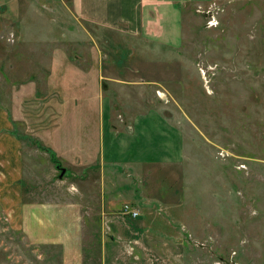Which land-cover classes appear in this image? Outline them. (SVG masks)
<instances>
[{"label": "rangeland", "instance_id": "obj_1", "mask_svg": "<svg viewBox=\"0 0 264 264\" xmlns=\"http://www.w3.org/2000/svg\"><path fill=\"white\" fill-rule=\"evenodd\" d=\"M181 6L178 42L122 36L101 46L107 66L118 63L119 73L139 81L107 80L115 118L159 110L183 131L182 163L135 171L125 161L136 156L139 146L132 144L114 153L117 163L106 168L102 187L97 170L59 161L55 144L70 128L81 136L82 123L71 114L61 121L49 116L48 97H26L25 110L37 119L15 123L28 159L20 191L2 184L0 161V264H264V0ZM11 11L0 8V103L8 108L16 87L29 80L23 73L29 67H21L31 60L21 52L54 44L46 23L36 35L41 40L19 44L11 23L1 20ZM53 27L56 39L68 43ZM68 44V63H81L82 43ZM41 54L49 72L54 59ZM43 130L44 137L36 135ZM44 144L58 163L52 151L34 155Z\"/></svg>", "mask_w": 264, "mask_h": 264}, {"label": "crops", "instance_id": "obj_2", "mask_svg": "<svg viewBox=\"0 0 264 264\" xmlns=\"http://www.w3.org/2000/svg\"><path fill=\"white\" fill-rule=\"evenodd\" d=\"M188 1L201 0H1L0 8L12 10L3 13L1 20L11 23L20 38L19 44L30 43L31 36H34L32 41L41 40L36 35L42 36L41 25L44 23L51 27L46 35L54 39L50 51L43 52L36 47L21 52L27 53L26 58L31 60L21 67L22 70L29 67L23 72L29 80L16 87V97L13 96L10 108L4 104V99L0 103L2 184L17 186L20 191L21 179L25 177V162L28 160L23 141L25 134L15 133V123L29 120L28 117L32 122L37 119V115L25 110L26 97H48L52 104L47 111L49 116L61 121L63 114H71L76 122L82 123L81 136L73 134L72 128L66 135L61 133L64 141L56 143L55 147L62 156H56L62 164L63 160L72 163L75 169L97 170L102 187L106 168L112 169L117 163L114 153L131 150L132 144L139 147L132 149L135 157L125 160L130 169L142 171L150 170L153 165L179 166L184 158L183 131L159 110L149 108L130 121L113 115L112 101L105 88L107 80L114 85L121 82L137 84L139 81H131L124 73H119L118 63L107 66L105 46L101 45L108 39L117 41L122 36L133 41L142 38L178 42L184 17L181 4ZM53 26L58 31L63 30L62 39L67 38L68 43H82L83 54H76L81 63H68L70 44H62L56 39ZM41 53H51L54 59L52 66L48 64L49 72L44 69L47 64ZM88 59L96 64L89 63ZM43 73H49L48 80L40 89L39 80ZM86 122L92 123L91 128L88 123L84 124ZM43 131L36 135L44 137L46 132ZM127 136H130L128 141ZM45 145L48 144H44L45 151L34 149V155L46 157L52 150ZM91 175L87 174L86 178Z\"/></svg>", "mask_w": 264, "mask_h": 264}, {"label": "built area", "instance_id": "obj_3", "mask_svg": "<svg viewBox=\"0 0 264 264\" xmlns=\"http://www.w3.org/2000/svg\"><path fill=\"white\" fill-rule=\"evenodd\" d=\"M214 20H215L214 18H213V20H210V23H213ZM126 209H127V211L130 212V214H131L133 217H139V216L141 215L139 209H138V208H135V207L131 208V207H130V204H129V205H126Z\"/></svg>", "mask_w": 264, "mask_h": 264}, {"label": "trees", "instance_id": "obj_4", "mask_svg": "<svg viewBox=\"0 0 264 264\" xmlns=\"http://www.w3.org/2000/svg\"><path fill=\"white\" fill-rule=\"evenodd\" d=\"M51 155H52V159L55 161V163H58L59 161L57 160V157H56V155H55V153L53 151L51 152Z\"/></svg>", "mask_w": 264, "mask_h": 264}, {"label": "water", "instance_id": "obj_5", "mask_svg": "<svg viewBox=\"0 0 264 264\" xmlns=\"http://www.w3.org/2000/svg\"><path fill=\"white\" fill-rule=\"evenodd\" d=\"M65 171H66V168H65V167H63V168H62V174H64V173H65Z\"/></svg>", "mask_w": 264, "mask_h": 264}]
</instances>
